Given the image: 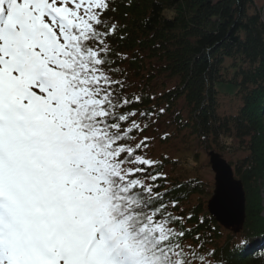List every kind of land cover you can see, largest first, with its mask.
<instances>
[{
	"label": "snow or ice",
	"instance_id": "obj_1",
	"mask_svg": "<svg viewBox=\"0 0 264 264\" xmlns=\"http://www.w3.org/2000/svg\"><path fill=\"white\" fill-rule=\"evenodd\" d=\"M109 7L0 0V264H211L166 211L150 137L130 143L165 108H131L113 79Z\"/></svg>",
	"mask_w": 264,
	"mask_h": 264
},
{
	"label": "trees",
	"instance_id": "obj_2",
	"mask_svg": "<svg viewBox=\"0 0 264 264\" xmlns=\"http://www.w3.org/2000/svg\"><path fill=\"white\" fill-rule=\"evenodd\" d=\"M109 5L102 19L108 25H118L107 42L116 61L112 67L121 70L112 77L125 79V94H139L143 101L131 108H165L178 130L188 132L208 153L226 151V141L232 140L244 153L233 166L246 193V222L239 233L225 229L209 214L206 205L213 186L199 179L161 178L155 182L160 186L156 190L166 194V211L184 218L174 226L191 230L183 237V244L212 264H264L262 11L255 0H109ZM116 52L126 53L129 59L121 61ZM218 84L237 87L235 96L241 98L242 105L236 115L218 114ZM158 90L162 94L158 95ZM168 164H158L148 173H162ZM195 196L198 204L188 212L182 210ZM173 200L175 207H171ZM210 251L215 258L207 255Z\"/></svg>",
	"mask_w": 264,
	"mask_h": 264
},
{
	"label": "rangeland",
	"instance_id": "obj_3",
	"mask_svg": "<svg viewBox=\"0 0 264 264\" xmlns=\"http://www.w3.org/2000/svg\"><path fill=\"white\" fill-rule=\"evenodd\" d=\"M255 3L258 9L262 11L264 20V0H255ZM217 90L221 94L219 95L218 114L220 116L236 115L242 105L241 98L235 96L237 87L231 84H218ZM157 94H162V91L158 90ZM158 110L159 108H157ZM155 119V123L146 121L149 127L142 133H139L136 139L133 140L132 144L135 145L144 136L150 137L149 141H147V147L142 149L139 154L156 161L157 165L169 161L171 164L166 165L162 172L163 177L168 179V181L173 179L181 181L199 179L210 188L214 187L215 174L211 168L208 152L200 147L198 141L191 137L188 132L184 130L180 132L178 125L165 112L158 115ZM226 144L229 145L226 151H217V149H214V151L220 152L222 157L233 167L236 161L243 157L244 153L239 150V146L235 140L226 141ZM174 163H177V165L173 166L175 165ZM206 202L207 200L204 201V203ZM197 204L198 197L195 196L189 203L187 202L182 205V210L188 212L192 206ZM208 261L211 260L208 259Z\"/></svg>",
	"mask_w": 264,
	"mask_h": 264
},
{
	"label": "water",
	"instance_id": "obj_4",
	"mask_svg": "<svg viewBox=\"0 0 264 264\" xmlns=\"http://www.w3.org/2000/svg\"><path fill=\"white\" fill-rule=\"evenodd\" d=\"M215 186L208 201L209 214L222 227L239 233L246 222V193L242 181L236 178L233 167L217 152L210 151Z\"/></svg>",
	"mask_w": 264,
	"mask_h": 264
}]
</instances>
